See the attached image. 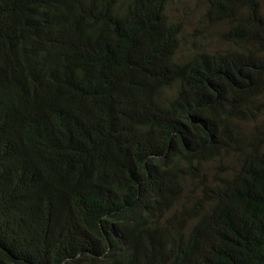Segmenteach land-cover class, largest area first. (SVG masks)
<instances>
[{
  "label": "trees",
  "instance_id": "trees-1",
  "mask_svg": "<svg viewBox=\"0 0 264 264\" xmlns=\"http://www.w3.org/2000/svg\"><path fill=\"white\" fill-rule=\"evenodd\" d=\"M0 264H264V0H0Z\"/></svg>",
  "mask_w": 264,
  "mask_h": 264
}]
</instances>
